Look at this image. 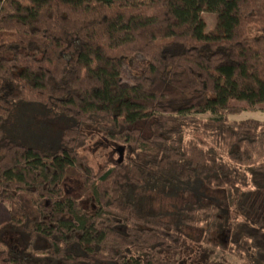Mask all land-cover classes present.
Wrapping results in <instances>:
<instances>
[{"label": "trees", "instance_id": "trees-1", "mask_svg": "<svg viewBox=\"0 0 264 264\" xmlns=\"http://www.w3.org/2000/svg\"><path fill=\"white\" fill-rule=\"evenodd\" d=\"M260 106L264 0H0V264H264V121L230 119ZM33 111L52 148L17 138ZM94 127L120 150L98 171ZM200 185L227 208L183 199Z\"/></svg>", "mask_w": 264, "mask_h": 264}, {"label": "rangeland", "instance_id": "rangeland-1", "mask_svg": "<svg viewBox=\"0 0 264 264\" xmlns=\"http://www.w3.org/2000/svg\"><path fill=\"white\" fill-rule=\"evenodd\" d=\"M203 18L207 24L208 31L215 30L217 28V16L212 14L204 13ZM146 68V62L142 59L128 60L126 62L125 68L123 70V83L125 85H133L137 78L141 77L143 71ZM207 116H204L206 118ZM253 118L259 121H264V106L258 107L256 112H244L241 115L231 116V120H243ZM56 119L48 118L45 115L38 114L37 112H29L24 116L19 117V124L16 128L18 129L17 138L23 143H35L44 148H52L57 142L58 134L56 131L59 130V123L55 121ZM56 122V123H55ZM38 125L40 128H38ZM45 125L50 126V129ZM36 126V127H35ZM89 140L86 147L82 150V153L87 156L89 159L90 165L96 170L104 168L107 164H115L119 158V148L108 141L103 137V133L99 128L89 129ZM57 134V135H56ZM72 185V183H70ZM68 190H74V186L67 188ZM198 191H189L183 194V199H186V202L191 201H200L204 203H217L222 208H227L226 196L223 192H216L208 190L205 186H199ZM231 215H225L221 224H224V229H221L219 232L215 231L213 235V241L215 243L223 242L228 236L227 225L229 222V217ZM11 218V213L9 208L0 203V229L4 228L5 225L9 222ZM18 236L7 233L4 235L2 242H0V247L3 245H8L10 247L20 248L18 245ZM203 247L208 250L211 254L213 261L220 264H242L236 258L232 257L225 251L215 249L212 246H209L203 243Z\"/></svg>", "mask_w": 264, "mask_h": 264}]
</instances>
